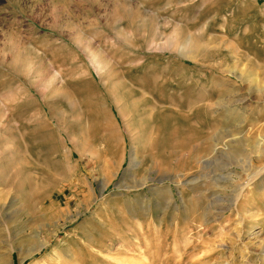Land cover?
<instances>
[{"label": "rangeland", "instance_id": "rangeland-1", "mask_svg": "<svg viewBox=\"0 0 264 264\" xmlns=\"http://www.w3.org/2000/svg\"><path fill=\"white\" fill-rule=\"evenodd\" d=\"M0 264H264V0H0Z\"/></svg>", "mask_w": 264, "mask_h": 264}]
</instances>
